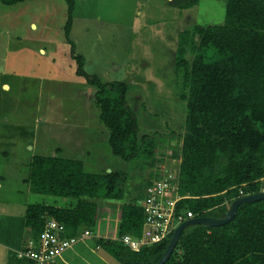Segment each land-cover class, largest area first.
<instances>
[{"label":"trees","instance_id":"16d2710c","mask_svg":"<svg viewBox=\"0 0 264 264\" xmlns=\"http://www.w3.org/2000/svg\"><path fill=\"white\" fill-rule=\"evenodd\" d=\"M24 1L0 0L5 5ZM66 1L68 39L73 0ZM198 2L183 0L179 7L189 9ZM75 61L76 74L94 88L92 96L108 130L111 153L123 161L142 158L152 171L125 200L128 177L122 171L87 173L81 160L60 157L58 150L53 156L35 155L24 179L29 190L75 203L28 205L21 219L9 222L12 231L6 233L0 225L1 244L23 250L53 219L62 225L64 238L89 231L95 249L99 247L96 251H104L119 264H155L172 235L138 251L121 238L141 236L145 217L140 202L154 168L171 159L179 160L177 192L183 198L177 211L218 218L240 192L259 193L264 185V0H225L221 25L197 24L179 34L174 66L182 88L179 98L186 105L185 124L183 131L163 139L155 133L139 136L126 82L104 83L85 72L83 57L75 56ZM166 149L170 153L165 154ZM104 200L123 203L116 209L102 204ZM164 264H264V199L240 205L225 225L186 227Z\"/></svg>","mask_w":264,"mask_h":264},{"label":"rangeland","instance_id":"374dc122","mask_svg":"<svg viewBox=\"0 0 264 264\" xmlns=\"http://www.w3.org/2000/svg\"><path fill=\"white\" fill-rule=\"evenodd\" d=\"M182 1L73 0L68 39L66 0L0 2V225L6 233L28 205L75 203L29 190L24 179L35 155L59 149L58 156L81 160L87 173L122 171L128 177L125 200L152 171L142 158L123 161L111 153L94 88L76 74L75 56L83 57L88 75L127 83L139 136L163 139L183 131L186 105L174 66L178 36L197 24L221 25L225 0H199L189 9L179 7ZM178 161L165 167L176 173ZM101 203L117 209L123 201ZM94 245L84 238L54 264H119ZM10 250L0 245V264H28Z\"/></svg>","mask_w":264,"mask_h":264},{"label":"built area","instance_id":"2783aa9c","mask_svg":"<svg viewBox=\"0 0 264 264\" xmlns=\"http://www.w3.org/2000/svg\"><path fill=\"white\" fill-rule=\"evenodd\" d=\"M165 165H169L167 161L154 168L151 184L146 188L145 197L140 202L145 217L141 236L135 238L124 235L121 238L123 244L133 251H138L141 246L163 241L172 235L180 224L196 218L188 210L177 211L178 202L183 197L177 192V174L170 172ZM259 193H264V185ZM240 194V198L250 195H243L242 192ZM62 232V225L53 219L47 220L37 241L28 240L25 248L17 252V257L31 260L36 264H54L55 259L60 257L63 251L71 248L78 241L91 237V233L87 230L71 238L62 237ZM98 248L97 246L96 249Z\"/></svg>","mask_w":264,"mask_h":264},{"label":"water","instance_id":"95a60500","mask_svg":"<svg viewBox=\"0 0 264 264\" xmlns=\"http://www.w3.org/2000/svg\"><path fill=\"white\" fill-rule=\"evenodd\" d=\"M263 199H264V193L250 194L232 201L228 206V208L226 209V211L223 212L218 218L201 216L183 222L174 230L166 250L164 251L161 258L155 264H164L169 259L171 253L173 252L175 246L179 241V237L182 231L186 227L191 225H204L208 227H217V226L225 225L234 218L237 209L240 205L260 201ZM129 264H145V263L131 262Z\"/></svg>","mask_w":264,"mask_h":264},{"label":"crops","instance_id":"0c3cea01","mask_svg":"<svg viewBox=\"0 0 264 264\" xmlns=\"http://www.w3.org/2000/svg\"><path fill=\"white\" fill-rule=\"evenodd\" d=\"M4 86H5V88H7V85H4ZM58 150H59V149H58ZM0 245H1V246H4V245L1 244V243H0ZM86 246H87V245H85V247H86ZM4 247L7 248L8 250L10 249V248H8V247H6V246H4ZM86 248H87V247H86ZM3 251H4V250H3ZM10 251H12V252L15 254L17 260H22V259H19V258L17 257V252H18L19 250H12V249H11ZM98 251H99V250H98ZM6 261H8V260H6ZM5 263H6V262H5Z\"/></svg>","mask_w":264,"mask_h":264}]
</instances>
